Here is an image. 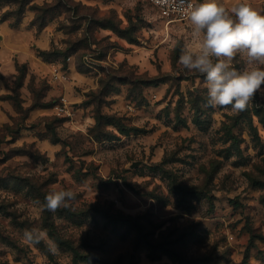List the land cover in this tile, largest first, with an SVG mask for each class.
<instances>
[{
  "label": "rangeland",
  "instance_id": "obj_1",
  "mask_svg": "<svg viewBox=\"0 0 264 264\" xmlns=\"http://www.w3.org/2000/svg\"><path fill=\"white\" fill-rule=\"evenodd\" d=\"M190 32L146 0H0V264H264V95L205 107ZM53 185L77 201L42 211Z\"/></svg>",
  "mask_w": 264,
  "mask_h": 264
},
{
  "label": "clouds",
  "instance_id": "obj_2",
  "mask_svg": "<svg viewBox=\"0 0 264 264\" xmlns=\"http://www.w3.org/2000/svg\"><path fill=\"white\" fill-rule=\"evenodd\" d=\"M172 5L185 15L191 25L190 41L180 47L178 63L183 70L204 77L207 95L205 107L247 110L259 93L264 95V10L248 0H237L230 9L220 0H154ZM244 67L237 69V59ZM71 188L53 185L43 203L35 201L42 211L56 212L77 201ZM26 246L44 243L53 255L59 254L55 240L38 226L25 229L21 236Z\"/></svg>",
  "mask_w": 264,
  "mask_h": 264
},
{
  "label": "built area",
  "instance_id": "obj_3",
  "mask_svg": "<svg viewBox=\"0 0 264 264\" xmlns=\"http://www.w3.org/2000/svg\"><path fill=\"white\" fill-rule=\"evenodd\" d=\"M153 8L168 22L174 21H183L186 20L187 17L176 11L175 7L172 5H161L154 3V0H146Z\"/></svg>",
  "mask_w": 264,
  "mask_h": 264
},
{
  "label": "trees",
  "instance_id": "obj_4",
  "mask_svg": "<svg viewBox=\"0 0 264 264\" xmlns=\"http://www.w3.org/2000/svg\"><path fill=\"white\" fill-rule=\"evenodd\" d=\"M24 13V3H23V5H22V2H21V4L19 5V7H18V9L16 10V12H15V15H16V17L18 18V19H21V16H22V14ZM6 19V17H2V20H5ZM40 21V18H39V16L36 18V22H39ZM40 54L44 57V58H46L47 57V53L46 52H40Z\"/></svg>",
  "mask_w": 264,
  "mask_h": 264
}]
</instances>
